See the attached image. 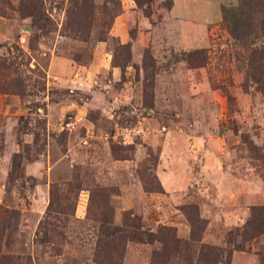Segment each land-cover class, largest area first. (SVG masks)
Here are the masks:
<instances>
[{
	"label": "rangeland",
	"instance_id": "374dc122",
	"mask_svg": "<svg viewBox=\"0 0 264 264\" xmlns=\"http://www.w3.org/2000/svg\"><path fill=\"white\" fill-rule=\"evenodd\" d=\"M236 6L0 0V264H264V10L236 39Z\"/></svg>",
	"mask_w": 264,
	"mask_h": 264
},
{
	"label": "trees",
	"instance_id": "16d2710c",
	"mask_svg": "<svg viewBox=\"0 0 264 264\" xmlns=\"http://www.w3.org/2000/svg\"><path fill=\"white\" fill-rule=\"evenodd\" d=\"M262 9L264 10V0H237V6L234 10H232V12H235V14L232 16V23L233 24H232L231 28L228 27L230 35H232L236 39H242L243 37H245L246 31L243 30V31L239 32L240 27L241 26H243V27L247 26L248 27V25H249L248 22L251 18L252 13L262 12ZM225 12H226V10L222 11V14H224ZM262 18L264 20V13H263ZM222 19L225 21V16H223ZM261 23L263 24L261 31H262V33H263L262 35L264 37V22L261 21ZM57 189H58L57 185H51L50 186V189H49L50 200L48 203L47 212H48L49 208L51 207V205H53L55 203L52 200V198L54 199ZM68 192H72V190L69 189ZM76 199H77V194L75 193V194H73V200L76 201ZM58 212L63 213L60 209L58 210ZM6 217H7V210L0 206V219L2 222L1 223V231L4 229L3 225H4ZM103 222L109 223L106 220H103ZM122 223H123V221H122ZM132 227H134V224H132ZM101 228H103V233H105V231L108 230V227H106V226L105 227L102 226ZM244 230H246L245 227H244ZM118 231H120V230H118ZM242 232H244V231H242ZM150 239H151L150 235H145V239H142L140 237L133 236V235H131L129 237V240L136 241V242H141V241L149 242ZM236 249H237V247H236ZM206 251H208V254L203 255L202 261H204L205 263L214 262V259L210 258L209 254L213 255L215 251L212 248H208V247L206 248ZM0 260H3V256H0Z\"/></svg>",
	"mask_w": 264,
	"mask_h": 264
}]
</instances>
